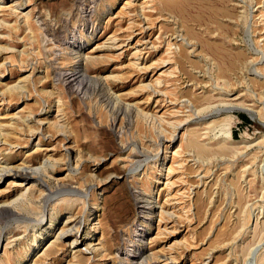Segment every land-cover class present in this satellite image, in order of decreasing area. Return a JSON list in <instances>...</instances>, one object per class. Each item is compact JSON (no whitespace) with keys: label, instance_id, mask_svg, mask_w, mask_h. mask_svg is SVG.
Masks as SVG:
<instances>
[{"label":"rangeland","instance_id":"rangeland-1","mask_svg":"<svg viewBox=\"0 0 264 264\" xmlns=\"http://www.w3.org/2000/svg\"><path fill=\"white\" fill-rule=\"evenodd\" d=\"M0 264H264V0H0Z\"/></svg>","mask_w":264,"mask_h":264},{"label":"bare ground","instance_id":"bare-ground-1","mask_svg":"<svg viewBox=\"0 0 264 264\" xmlns=\"http://www.w3.org/2000/svg\"><path fill=\"white\" fill-rule=\"evenodd\" d=\"M172 138L173 137H171V139ZM188 144H187L188 146H191L190 145L191 143L188 142ZM177 153L178 152L176 150L172 151V154H174L173 156H175V154H177ZM47 162L49 163V166H48ZM49 167H51L50 161L46 160V161H43L41 163L37 162L35 165H33V167H31V164L30 165H19V166H15V167H13L11 169L10 168L9 169L8 168H4V169H2V171L10 172V173H12L11 174L12 176H15L16 179H19L22 183H27L30 180H34V181L41 180L42 181L41 178L44 175V173L49 169ZM168 170L171 171L170 168ZM42 182H44V181H42ZM166 185H168V184H166ZM162 212H163V210H161L160 215H161ZM164 213L166 214L167 211H165ZM168 214L170 215V213H168ZM169 215L167 217H169ZM160 217H162V216H160ZM68 228L69 227H67L66 229H62L60 231L61 233L56 238H58L60 236H63L66 233V231L71 229V227H70V229H68ZM74 229H77V228H74ZM89 244H88V246H89Z\"/></svg>","mask_w":264,"mask_h":264}]
</instances>
